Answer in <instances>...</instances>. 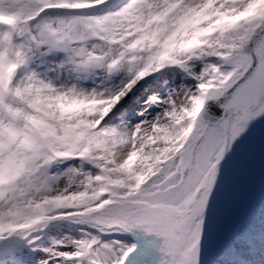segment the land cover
Here are the masks:
<instances>
[{
    "label": "snow or ice",
    "instance_id": "snow-or-ice-1",
    "mask_svg": "<svg viewBox=\"0 0 264 264\" xmlns=\"http://www.w3.org/2000/svg\"><path fill=\"white\" fill-rule=\"evenodd\" d=\"M257 131L264 0H0V264H264Z\"/></svg>",
    "mask_w": 264,
    "mask_h": 264
},
{
    "label": "rangeland",
    "instance_id": "rangeland-1",
    "mask_svg": "<svg viewBox=\"0 0 264 264\" xmlns=\"http://www.w3.org/2000/svg\"><path fill=\"white\" fill-rule=\"evenodd\" d=\"M250 174H251V184H250V200L249 204L251 207L255 208L257 214L261 203L264 202V147L263 145L257 150L254 155L248 160ZM67 167V165H62L61 169ZM75 227V226H73ZM71 231L68 226H65L62 230L63 233ZM58 234L57 230L52 229L50 231L51 236H56ZM74 234V233H73Z\"/></svg>",
    "mask_w": 264,
    "mask_h": 264
},
{
    "label": "bare ground",
    "instance_id": "bare-ground-1",
    "mask_svg": "<svg viewBox=\"0 0 264 264\" xmlns=\"http://www.w3.org/2000/svg\"><path fill=\"white\" fill-rule=\"evenodd\" d=\"M264 133L257 131L254 137L249 142V152H248V160L251 156L257 152L261 145H263V137Z\"/></svg>",
    "mask_w": 264,
    "mask_h": 264
},
{
    "label": "water",
    "instance_id": "water-1",
    "mask_svg": "<svg viewBox=\"0 0 264 264\" xmlns=\"http://www.w3.org/2000/svg\"><path fill=\"white\" fill-rule=\"evenodd\" d=\"M262 139H263V142H264V135H263Z\"/></svg>",
    "mask_w": 264,
    "mask_h": 264
}]
</instances>
